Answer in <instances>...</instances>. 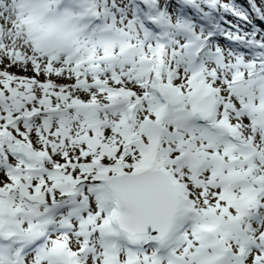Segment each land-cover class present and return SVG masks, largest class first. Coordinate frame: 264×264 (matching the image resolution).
Returning a JSON list of instances; mask_svg holds the SVG:
<instances>
[{
    "label": "snow or ice",
    "instance_id": "obj_1",
    "mask_svg": "<svg viewBox=\"0 0 264 264\" xmlns=\"http://www.w3.org/2000/svg\"><path fill=\"white\" fill-rule=\"evenodd\" d=\"M264 0H0V264H264Z\"/></svg>",
    "mask_w": 264,
    "mask_h": 264
}]
</instances>
